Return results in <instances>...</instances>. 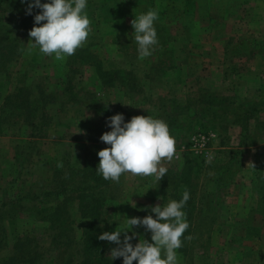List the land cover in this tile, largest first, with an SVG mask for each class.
I'll use <instances>...</instances> for the list:
<instances>
[{"label": "rangeland", "instance_id": "374dc122", "mask_svg": "<svg viewBox=\"0 0 264 264\" xmlns=\"http://www.w3.org/2000/svg\"><path fill=\"white\" fill-rule=\"evenodd\" d=\"M27 4L20 2L17 15L15 8L2 13L3 25L12 27L10 36L17 40L16 54L0 65V204L20 192L39 194L89 179L106 188L112 231L127 218H155L150 208L172 199L159 192L155 177L125 173L116 183L92 172L94 166L89 170V162L99 163L97 152L108 147L100 140L111 130L107 118L122 113L127 122L148 115L165 121L176 142L179 159L162 161L166 177L178 172L183 155L195 159L191 202L184 211L191 231L186 251L176 250L178 264H264V116L259 120L257 113L264 110V0H87L91 32L82 47L104 67L130 72V85L107 86L93 65L74 55L57 61L38 49L27 51L40 11L26 14ZM149 9L158 10V44L141 60L130 21ZM250 116L257 120L254 131ZM234 119L242 129L240 140L226 133ZM207 131L215 133L210 158L190 150L191 136ZM220 143L230 146L228 158L217 149ZM251 177L252 186L241 185ZM59 191L21 201L18 214L5 221L8 245L1 260L15 237L28 232L32 248L45 251L43 264H83L79 211L88 209L95 194L83 186ZM53 207L69 215L73 238L67 242L62 237L50 243L40 219ZM133 232V245L139 238L151 242L144 226H133L129 235ZM104 246L109 256L117 245L104 241Z\"/></svg>", "mask_w": 264, "mask_h": 264}, {"label": "clouds", "instance_id": "9594fccd", "mask_svg": "<svg viewBox=\"0 0 264 264\" xmlns=\"http://www.w3.org/2000/svg\"><path fill=\"white\" fill-rule=\"evenodd\" d=\"M25 0H21L24 3ZM87 0H28L26 14H32L33 8L40 11L34 16V25L29 30L30 43L27 51L38 49L41 54L53 56L57 61L75 54L82 47L91 32V21L85 12ZM158 19V10L149 9L130 21L133 35L138 45V58L152 55L158 44L154 22ZM43 22V23H42ZM110 131L102 133L100 140L108 147L97 152L98 174L103 179L119 183L120 177L129 173L133 176L155 177L159 182L167 174L162 161L179 159L175 148V139L170 135L165 121L148 115H136L127 122L122 113L107 118ZM61 166V165H58ZM254 168V164L251 163ZM190 195L184 190L180 200L170 199L150 208L152 215L127 218L123 227L111 232H103L99 240L115 243L110 249L111 259L123 258V264H178L176 250L182 247L181 237L188 229L186 214L182 211ZM135 206V204H133ZM144 226L151 233V242L139 238L131 243L135 232L129 235L132 227ZM123 233V239H121ZM188 239H191L189 236Z\"/></svg>", "mask_w": 264, "mask_h": 264}, {"label": "trees", "instance_id": "16d2710c", "mask_svg": "<svg viewBox=\"0 0 264 264\" xmlns=\"http://www.w3.org/2000/svg\"><path fill=\"white\" fill-rule=\"evenodd\" d=\"M20 2L21 0H0V65L10 61L14 54H16L15 41L17 40L10 36L12 33V27L8 26L6 23L3 25L2 13L4 11L13 13V9L15 8L14 15H17L19 12L18 10H20V7L22 6L20 5ZM8 7L10 8L7 9ZM25 19H27L26 15L23 17V20ZM17 21L19 20L17 19ZM20 23L25 25L24 21H21ZM74 58L79 59L83 63L93 65L103 86L131 84L129 71L120 67H104L102 59H98L87 46L78 48L77 53L74 54ZM16 108H18V105H16ZM33 108L34 107L29 106V112L33 111ZM194 164L195 159L190 154L183 155L179 170L177 173L172 175V179L165 176L159 181V192H165L164 194L167 193L168 196L175 200H180L182 198V194L185 189H187L189 195H191V188L195 183L192 170ZM89 165V170L92 166H94L91 168V171H97L96 165H98V163L94 164L89 162ZM96 176H98V174L93 175V177ZM73 186L74 187H60L56 190H45L39 194L20 192L16 197H11L2 201L0 204V251L5 249L8 245V232L5 226V221L14 218L18 214L19 211L15 210L17 206L18 208L23 206L20 204L22 200L26 198L28 200H33L38 196L49 198L53 195L59 194V190H73L76 187L78 188L79 186H83V189L89 190V194L91 196L95 194V197L91 198V201L89 202L88 209L82 208V211H79L81 213L80 216L83 219V227L80 232L82 236L81 245L83 264H123L122 257L117 258L116 260L111 259V257L105 253L104 241L97 238L101 233L111 232L113 230V223L110 220V215L105 209L108 198L106 188H102L103 185L101 182L91 181L89 179H83L79 186L78 184L75 185V183ZM81 196L84 198V191H82ZM189 200L191 202V196ZM188 201L182 211H188ZM3 206H5V208L2 211L1 209ZM40 219L46 223V229L49 231V235L51 236L50 243L56 239L61 240L60 238L62 237L64 242L73 238V232L68 221L69 215L61 208L59 210V208L53 207V209L43 213ZM190 231L191 230L188 227L181 237L182 247L178 249L179 251H186L187 236ZM32 247L33 244L31 243V237L28 232L18 234V236H16L13 240L11 252L7 255L8 257L5 258L6 260H1L2 258L0 257V264H43L42 260L45 251L39 252L36 248L33 249ZM133 264H136V262L134 261Z\"/></svg>", "mask_w": 264, "mask_h": 264}, {"label": "crops", "instance_id": "0c3cea01", "mask_svg": "<svg viewBox=\"0 0 264 264\" xmlns=\"http://www.w3.org/2000/svg\"><path fill=\"white\" fill-rule=\"evenodd\" d=\"M263 107H260L259 110H258V115H259V120H261L264 116V113H263ZM252 116H250L249 120L252 122L249 126V129L254 131L256 126L255 124L257 123V120H253V118H251ZM261 122V121H259ZM228 127V131L226 132L227 134L230 133L231 137H232V140L235 138L236 140H240L241 138V132H242V129H241V126L238 125V122L236 119L232 120V122L230 123H227ZM225 130V129H224ZM231 141V139H230ZM233 142V141H231ZM235 142V141H234ZM237 144V142H236ZM230 146H225L223 143L219 144V146L217 147V149L220 151V154L224 157V158H228L230 156V149H229ZM254 146H250V151L251 153L254 151ZM253 155H255V153L253 152ZM255 160V159H254ZM255 178L251 177L248 181L244 180V181H241V185H249V186H252L253 182H254ZM258 181H256L254 184H257ZM264 182V180H261L260 181V184H262Z\"/></svg>", "mask_w": 264, "mask_h": 264}, {"label": "built area", "instance_id": "2783aa9c", "mask_svg": "<svg viewBox=\"0 0 264 264\" xmlns=\"http://www.w3.org/2000/svg\"><path fill=\"white\" fill-rule=\"evenodd\" d=\"M215 133L211 131L197 132L190 138V150L191 152L201 155L204 158H210L211 153V141L213 140Z\"/></svg>", "mask_w": 264, "mask_h": 264}]
</instances>
